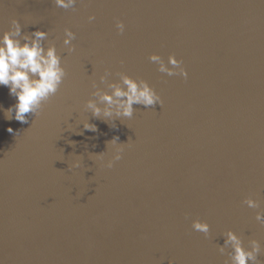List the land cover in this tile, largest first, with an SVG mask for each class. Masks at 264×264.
Here are the masks:
<instances>
[{
    "label": "water",
    "instance_id": "water-1",
    "mask_svg": "<svg viewBox=\"0 0 264 264\" xmlns=\"http://www.w3.org/2000/svg\"><path fill=\"white\" fill-rule=\"evenodd\" d=\"M13 18L21 39L49 33L67 76L28 123L0 110V264H228L218 249L229 229L247 247L258 239L264 264V225L243 204L264 208V0H0V36ZM153 53L182 59L188 79L159 72ZM106 69L107 82L147 80L162 106L134 105L117 128L94 118L84 105L93 81L106 89ZM15 103L0 86V105ZM114 136L124 150L108 168Z\"/></svg>",
    "mask_w": 264,
    "mask_h": 264
},
{
    "label": "clouds",
    "instance_id": "clouds-1",
    "mask_svg": "<svg viewBox=\"0 0 264 264\" xmlns=\"http://www.w3.org/2000/svg\"><path fill=\"white\" fill-rule=\"evenodd\" d=\"M57 7L65 10L75 9L78 0H54ZM95 15H90L88 20L94 21ZM117 30L122 34L126 30L124 21L117 20ZM49 33L44 30H35L30 34L22 36V25L19 19L13 18L11 28L3 32L0 36V86L9 89V95L15 97L16 103L4 109L0 105V110L4 112L5 119L26 124L29 121V114L37 116L48 102L60 89L67 70L63 66L62 56L57 50L56 44H51L47 48L44 42ZM76 39V33L71 28L64 29L63 44L69 52H74L76 46L72 43ZM149 60L158 65V71L166 73L168 76H180L187 80L189 73L183 66V60L178 59L175 54L168 56L167 61L158 53L149 56ZM109 70L99 77L100 83H106ZM95 89L91 93L95 99H88L84 105L86 111L91 112L97 119L103 118L105 122H110V127L117 128V119L133 117L136 109L134 105H143L144 108L162 106L163 99L145 79H136L122 73L119 80H112L106 83V89L98 86L96 81L92 82ZM83 128L96 132L97 125L87 120L83 121ZM15 130L9 126L8 133ZM18 132H16L17 134ZM82 134V133H77ZM119 136H114L107 142L115 146V155L107 161L108 168L114 166L115 161L122 159L123 145L119 143ZM75 146L74 141H69ZM127 144V143H126ZM103 159V153L94 154ZM70 168L81 167V161L75 160ZM243 204L250 209H256L255 219L264 225V208L258 199L248 196L243 200ZM192 229L203 233L206 237L211 233V225L207 221L195 219L192 221ZM251 246H245L244 239L236 231L229 229L223 235V244L219 245V252L228 255V264H257L262 245L258 239L250 241ZM168 264H176L175 260L169 259Z\"/></svg>",
    "mask_w": 264,
    "mask_h": 264
}]
</instances>
